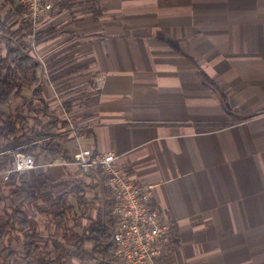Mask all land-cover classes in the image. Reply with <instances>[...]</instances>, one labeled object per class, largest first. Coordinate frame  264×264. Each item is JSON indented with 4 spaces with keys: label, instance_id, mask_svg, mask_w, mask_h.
<instances>
[{
    "label": "crops",
    "instance_id": "obj_1",
    "mask_svg": "<svg viewBox=\"0 0 264 264\" xmlns=\"http://www.w3.org/2000/svg\"><path fill=\"white\" fill-rule=\"evenodd\" d=\"M27 34L48 121L83 126L172 221L159 264H264V0H60ZM43 168L27 173L57 193L102 195L103 177Z\"/></svg>",
    "mask_w": 264,
    "mask_h": 264
},
{
    "label": "trees",
    "instance_id": "obj_2",
    "mask_svg": "<svg viewBox=\"0 0 264 264\" xmlns=\"http://www.w3.org/2000/svg\"><path fill=\"white\" fill-rule=\"evenodd\" d=\"M10 6L17 16L20 7L13 0H0V264H77L80 254L94 262L110 258L113 245L102 221L105 217L113 223L104 212L113 205L107 184L98 195L96 184L86 182H73L57 193L59 183L46 173L32 180L27 172H13L3 179V171L12 166V152L32 155L37 166L45 158L70 160V152L50 133L58 123L68 127V119L48 121L29 27L11 30L6 20ZM16 32L17 40L12 37ZM66 135L58 136L61 142Z\"/></svg>",
    "mask_w": 264,
    "mask_h": 264
},
{
    "label": "built area",
    "instance_id": "obj_3",
    "mask_svg": "<svg viewBox=\"0 0 264 264\" xmlns=\"http://www.w3.org/2000/svg\"><path fill=\"white\" fill-rule=\"evenodd\" d=\"M13 1L20 7L17 24L28 26L34 36L40 20L52 12L60 0ZM32 45L34 48L35 44ZM82 127L69 122L71 138L76 142V149L70 152V160L59 156L37 166L32 155L12 152V166L3 171V179L7 180L13 172L24 173L51 165L74 166L85 176L103 177L113 200V205L105 208L104 212H109L113 223L109 225L105 217L102 221L108 229L113 251L110 258L97 257L95 263L159 264L165 249L173 240L172 221L153 206L152 187L137 185L130 179L118 167L113 152H98L80 145L81 136L78 131Z\"/></svg>",
    "mask_w": 264,
    "mask_h": 264
},
{
    "label": "rangeland",
    "instance_id": "obj_4",
    "mask_svg": "<svg viewBox=\"0 0 264 264\" xmlns=\"http://www.w3.org/2000/svg\"><path fill=\"white\" fill-rule=\"evenodd\" d=\"M8 11V10H7ZM6 11V20L8 21V23L10 24V25H13L12 26V28H11V30L12 31H15L17 28H18V24H17V17L16 16H14V15H12V13L10 12V13H8ZM39 24V23H38ZM38 26V25H37ZM37 28V27H36ZM36 30V29H35ZM31 32V29L30 28H28L27 29V33H30ZM20 33L19 32H16L12 37H13V39H16L17 40V38L20 36L19 35ZM33 40V43L35 44L36 43V39L35 38H33L32 39ZM35 169H37V168H35ZM68 174V173H67ZM74 174V171H73V173L71 174L72 176H74L73 175ZM70 175V174H69ZM86 177H88V178H93V179H100V177L99 176H97V177H91V176H86ZM64 178H66V176H64ZM64 180H67V179H64ZM103 180V179H102ZM68 181V180H67ZM104 181V180H103ZM41 189H43L44 188V186H42V187H40ZM22 198H24V195H21V196H19V197H15L14 198V201H18V200H20V199H22ZM70 223V222H69ZM71 224V223H70ZM76 229H78V228H76ZM76 262H77V264H95V262H94V260H92L88 255H86V254H80V255H77V257H76Z\"/></svg>",
    "mask_w": 264,
    "mask_h": 264
}]
</instances>
